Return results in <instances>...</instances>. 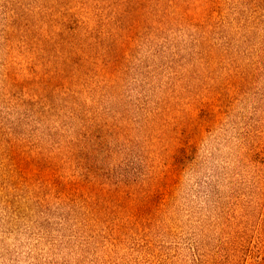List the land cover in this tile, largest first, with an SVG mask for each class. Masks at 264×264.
<instances>
[{"label":"rangeland","instance_id":"374dc122","mask_svg":"<svg viewBox=\"0 0 264 264\" xmlns=\"http://www.w3.org/2000/svg\"><path fill=\"white\" fill-rule=\"evenodd\" d=\"M0 264H264V0H0Z\"/></svg>","mask_w":264,"mask_h":264}]
</instances>
